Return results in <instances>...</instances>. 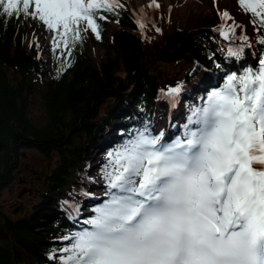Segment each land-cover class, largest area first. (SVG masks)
Masks as SVG:
<instances>
[{
	"label": "trees",
	"instance_id": "obj_1",
	"mask_svg": "<svg viewBox=\"0 0 264 264\" xmlns=\"http://www.w3.org/2000/svg\"><path fill=\"white\" fill-rule=\"evenodd\" d=\"M218 1L217 11L206 12L205 24L192 29L175 26L173 8L158 11L157 26L145 5L141 30L126 0H120L124 7L98 21L99 40L89 30L70 57L61 49L54 53L51 43V63L34 39V30L46 27L42 22L0 17V191L20 173L28 151L45 158L48 169L31 210L15 218L0 209V264H59L60 250L70 246L63 238L91 230L76 223L80 207L91 201L95 209L110 199L102 171L101 186L89 177L94 152L101 148L107 155L136 130L149 128L155 116L166 117L172 103L162 90L182 86L178 98L187 123L192 110L223 86L226 74L258 67L264 29L257 30L238 0ZM230 5L232 20L226 24L234 21L238 27L235 37L225 40L221 14ZM176 15L180 18V12ZM112 22L117 28L109 26ZM245 35L251 47H244L240 60L228 57L227 49L238 48ZM92 42L104 44L107 53L93 57ZM37 97L47 112L43 123L32 118ZM173 136L171 142L180 138ZM96 189L104 195L94 201Z\"/></svg>",
	"mask_w": 264,
	"mask_h": 264
},
{
	"label": "snow or ice",
	"instance_id": "obj_2",
	"mask_svg": "<svg viewBox=\"0 0 264 264\" xmlns=\"http://www.w3.org/2000/svg\"><path fill=\"white\" fill-rule=\"evenodd\" d=\"M238 4L264 29V0ZM122 7L120 0H0V17L39 20L55 33L53 52L70 57L84 33L101 38L103 13ZM221 19L232 17L225 11ZM137 23L143 30V19ZM237 27L224 23L220 35L231 40ZM239 39L228 57L240 60L251 47L246 35ZM181 89L162 92L174 103ZM183 127V139L166 144L163 131L153 135L146 125L107 154L110 199L85 221L91 230L63 238L70 246L59 264H264V55L257 68L226 74Z\"/></svg>",
	"mask_w": 264,
	"mask_h": 264
},
{
	"label": "rangeland",
	"instance_id": "obj_3",
	"mask_svg": "<svg viewBox=\"0 0 264 264\" xmlns=\"http://www.w3.org/2000/svg\"><path fill=\"white\" fill-rule=\"evenodd\" d=\"M125 3L130 6L132 16H136L137 20L143 19V21H145V18L147 17L145 13V5H149L151 0H134L133 3L129 0H126ZM156 3H159V8L149 7L148 9V15L153 18L154 24L158 26L157 13L159 10L165 8L169 10L173 8V11L176 10V12H180V18L177 17L176 12L174 15H172L173 11L172 13L170 12V15H172V18H174L175 26H177L179 29H192L195 27H201L205 24V17L207 15L206 12H211L214 10L217 11L219 1L156 0ZM233 8L234 6L230 5L225 11L231 15L233 14ZM141 10H143V13H141ZM221 23L224 24L226 22L221 19ZM109 26L117 28L116 23L113 22L109 23ZM34 32V39L41 45L42 55L45 56L51 63L52 57L49 51L54 33L46 29V27L35 29ZM89 49L93 57L102 56L107 53V48L102 43L100 44L92 42ZM170 99L173 100L171 97ZM181 104L182 103L179 101V98L176 97L175 102H172L170 111L166 117L160 115L154 117V121L149 127L152 134H157L163 129L165 130L164 139L166 140L174 139V136L171 137V135L175 132L176 134L178 133L183 136L185 132L183 123L186 121V113ZM31 113L34 121L43 123L46 120L47 112H45L43 109L40 98H36V103L32 106ZM169 124H171L173 129H175L174 131L169 128ZM102 152L103 150L101 148H98L97 151L94 152V157L92 159L93 164L90 166L91 168L88 171L89 177L95 182V186L102 185L101 178L99 177L98 173L102 171V167L108 162L106 159L107 155H103ZM21 159L22 164L20 167V173L17 172L15 178L13 181H11L12 183L0 191V209L4 213L6 212L8 215L15 218L21 215L19 213L26 212L31 208V205L35 200V195H37V192L43 184V179L48 173L46 160L38 152L28 151L25 157H22ZM96 190V193L92 196L94 201L99 200L104 195L102 190ZM92 203L93 202L91 201L88 203L86 202L80 207L79 215L75 217L76 223L80 227L91 226L85 223V221L88 220V217L93 215ZM86 204H89V206ZM22 206H24V208H22Z\"/></svg>",
	"mask_w": 264,
	"mask_h": 264
}]
</instances>
